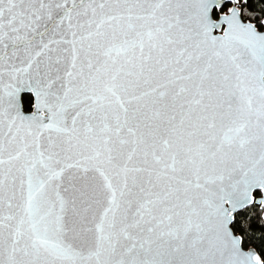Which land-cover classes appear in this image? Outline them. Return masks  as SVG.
Returning <instances> with one entry per match:
<instances>
[{
    "label": "snow or ice",
    "instance_id": "obj_1",
    "mask_svg": "<svg viewBox=\"0 0 264 264\" xmlns=\"http://www.w3.org/2000/svg\"><path fill=\"white\" fill-rule=\"evenodd\" d=\"M247 3L0 0V264H264Z\"/></svg>",
    "mask_w": 264,
    "mask_h": 264
},
{
    "label": "trees",
    "instance_id": "obj_2",
    "mask_svg": "<svg viewBox=\"0 0 264 264\" xmlns=\"http://www.w3.org/2000/svg\"><path fill=\"white\" fill-rule=\"evenodd\" d=\"M249 13L260 16L264 13V0H248L245 6ZM246 20L250 17L245 15ZM247 226L244 230V248H253L257 254L264 259V220L260 215L258 207L250 208L247 210L245 217Z\"/></svg>",
    "mask_w": 264,
    "mask_h": 264
},
{
    "label": "water",
    "instance_id": "obj_3",
    "mask_svg": "<svg viewBox=\"0 0 264 264\" xmlns=\"http://www.w3.org/2000/svg\"><path fill=\"white\" fill-rule=\"evenodd\" d=\"M29 110H30V109H29ZM263 220H264V218H263ZM242 247H243V246H242ZM243 250H244V251L253 250V251L257 254L256 250L253 249V248H251V247H250V248H244V247H243ZM257 255H258V254H257Z\"/></svg>",
    "mask_w": 264,
    "mask_h": 264
}]
</instances>
